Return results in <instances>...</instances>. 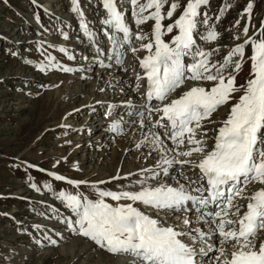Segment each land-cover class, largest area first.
Returning a JSON list of instances; mask_svg holds the SVG:
<instances>
[{
	"label": "rangeland",
	"instance_id": "obj_1",
	"mask_svg": "<svg viewBox=\"0 0 264 264\" xmlns=\"http://www.w3.org/2000/svg\"><path fill=\"white\" fill-rule=\"evenodd\" d=\"M189 2L166 0L162 8V39L166 43L171 45L174 37L179 35L178 28H173L171 33L166 29L181 17ZM114 3L130 29V42L124 34L105 24L109 15L104 0H75V3L73 0H0V264H103L104 259L116 255L71 230L67 221H74L76 217L60 197L69 193L96 201L102 191L119 193L154 186L158 182L169 183L168 179L155 182V179L144 176L115 187L108 183L118 177L117 171L111 169L114 159L118 166L122 164L124 173L134 169L149 173L154 167L161 168L160 164H152L151 157L156 153L142 160L149 144L140 145L143 151L136 158L133 156L139 153V149L132 150V147H139L141 134L149 128L147 125L153 129L148 122L155 124L162 115L155 110L160 103H144L147 86L140 70V61L149 54L142 45L154 40L155 21L148 20L137 26L131 0H114ZM144 3L146 0H138L137 10ZM173 3L178 7L169 19L167 13ZM151 11L154 9L144 15ZM198 12L193 53L197 50L211 53L210 64L220 65L232 49L245 45L239 72L233 70L235 63L241 60L239 56L233 57V63L224 71L225 77L229 74L235 76L238 91L228 103L203 120L202 127L197 130L196 138L205 141V151H211L222 122L244 94L248 80L253 78V47L245 41L264 38V0H207ZM85 23L90 29L91 40L87 39ZM209 31L218 34L215 40L203 38ZM137 35L146 39H136ZM114 42H118L117 49L122 52L115 53ZM126 43L130 44L129 50ZM101 59H108L109 66L101 63ZM184 61L186 66L194 62L192 55L184 57ZM105 79L119 81L117 87L114 85L113 89L106 90ZM216 83L185 80L170 99L192 87L211 89ZM102 86L106 91L98 90ZM111 95L114 101L109 100ZM131 102H135L136 109L141 112L131 115L119 109L121 106L126 108ZM98 105L101 108L94 109ZM113 107L116 114L109 115ZM112 120H118L120 127L126 125L121 136L108 132ZM155 130L153 132L164 138L166 128L156 127ZM164 141L168 148L173 147L171 140ZM190 147L192 145L185 142L179 150ZM166 155L172 158L176 154L168 151ZM177 158L198 161L201 156L194 153L192 157ZM184 167L175 172L186 173L187 176L183 174L185 179L193 182L187 174L192 170L187 164ZM132 173L134 171L129 174ZM198 174L192 189L201 185ZM57 176L64 179L58 180ZM108 176L109 179L102 180ZM103 182H107L110 188L93 187ZM77 183L80 186L75 188ZM169 184H175L174 179ZM263 187L252 183L245 189V195ZM121 201L120 204L127 203ZM105 202L113 206L118 203L110 197H106ZM237 202L242 214L247 200L238 197ZM139 210L150 216L146 210ZM167 214V211L157 213L155 219L171 223V216L169 219ZM193 217L191 221L195 220ZM261 232L256 239L257 247L264 241V232ZM77 241L80 243L72 253L69 248ZM210 245L211 249L209 245L205 249L211 252L220 247V242L214 240ZM226 250L229 252L230 249L226 247ZM213 254L210 262L218 264L217 253ZM135 260L133 264H140L138 259Z\"/></svg>",
	"mask_w": 264,
	"mask_h": 264
},
{
	"label": "snow or ice",
	"instance_id": "obj_2",
	"mask_svg": "<svg viewBox=\"0 0 264 264\" xmlns=\"http://www.w3.org/2000/svg\"><path fill=\"white\" fill-rule=\"evenodd\" d=\"M73 2L75 3V0ZM206 2L207 0H190L181 17L174 25L167 27L169 33L173 28L179 30V35L174 37L170 45L162 39V8L166 0H146V3L139 5L138 10V0H131L137 26L148 20L155 21L154 40L142 45L149 54L140 61V66L147 78L148 101L160 102L155 110L162 115L153 128H166L167 131L163 135L171 140L173 145L168 148L160 133H150L155 150L164 153L159 162L160 166L163 168L164 165L191 164L199 168L201 179L206 181V187L199 185L189 190L177 182L178 187L159 184L155 187L142 186L139 191H102L96 201L69 193L60 197L76 217L74 221H67L75 234L94 241L110 253L131 254L140 264H195L194 249L178 238L183 233L171 227L161 226L156 219L133 206L139 202L156 209H179L189 201L200 213L199 220L215 225L211 234H218L220 239V247L215 249L219 252L216 256L218 264H264V241L259 247L256 245L258 234L264 231V188L251 195H245V189L250 184L264 185V38L245 41V44L250 43L253 47V78L248 80L244 94L231 107L228 118L218 129L213 149L205 151V141L196 138L197 130L202 127L203 120L208 119L218 107L228 103L233 93L238 91L235 76L229 74L225 77L224 71L233 63V57L239 56L241 60L235 63L233 69L239 72L245 47L237 45L220 65L210 64L211 53L202 50L192 52L198 9ZM104 7L109 13L105 24L117 32H122L130 42V29L116 9L114 0H104ZM177 7L176 3L171 4L167 13L169 19ZM151 9L154 11L144 15ZM250 10L251 5L249 12ZM217 36L215 31H209L203 38L212 41ZM136 39L143 40L146 37L137 35ZM118 46V42H114V50ZM189 55H192L194 62L186 66L184 57ZM185 80L217 83L211 89L192 87L179 97L170 99L172 93L181 87ZM166 101L168 102L165 103ZM118 127V124L113 125V128ZM185 142L192 147L180 151ZM168 151L176 155L168 158ZM194 153L201 156L198 161L177 158L192 157ZM164 174H167L166 169ZM159 175L160 173L152 171L150 178L156 179ZM56 179L64 178L57 176ZM193 192L199 195H193ZM106 197L117 201V205L105 202ZM238 197L247 200L243 215L240 214ZM121 200L129 203L120 204ZM210 205H217L219 211H209ZM184 223L188 224L189 221L185 220ZM198 235L203 240L208 234L198 232ZM229 244L233 248L230 253L226 250ZM209 248L211 249L212 245H209Z\"/></svg>",
	"mask_w": 264,
	"mask_h": 264
},
{
	"label": "bare ground",
	"instance_id": "obj_3",
	"mask_svg": "<svg viewBox=\"0 0 264 264\" xmlns=\"http://www.w3.org/2000/svg\"><path fill=\"white\" fill-rule=\"evenodd\" d=\"M127 44V43H126ZM101 63H102V60L100 61ZM105 64V63H104ZM119 81H113V80H111V81H107V79H105V81H104V84H106V90L107 89H110V88H114V85H115V87H117V83H118ZM100 84V83H99ZM104 84H102L103 86H104ZM103 86L102 87H99V89L98 90H103ZM106 90H103V91H106ZM179 91V90H178ZM181 93V92H180ZM122 96V95H121ZM174 96V95H173ZM113 95H111L109 98V100L110 101H114L115 100V98L113 97ZM120 98H123V97H120ZM119 98V99H120ZM153 101H156V100H152L151 102H153ZM101 103V102H100ZM103 103V102H102ZM102 105V104H101ZM101 105H98V106H95L94 107V109H98V108H101ZM111 106V105H110ZM112 107V106H111ZM135 106L134 107H132L129 111L131 112V113H135L136 111H135ZM90 109H91V107H90ZM111 109V108H110ZM119 109H121V111H126V109L127 108H125L124 106H121V107H119ZM143 109V108H142ZM99 110V109H98ZM112 113H116V111H115V109L114 108H112V111H111ZM113 122H112V124H119V121L118 120H112ZM70 123V122H69ZM149 123V122H148ZM120 125V124H119ZM121 126V125H120ZM149 127V128H148ZM147 130L145 131V132H143L142 134H141V136H142V141L140 142V144L138 145L139 147H132L133 149L132 150H138L137 152H139V153H136V154H134V156H133V158H136V157H138V155L143 151L142 150V146H140V145H143V143H145V144H149L148 146L149 147H147L146 149H145V151L148 149V151H147V153H143V154H145L144 156H143V158H142V160H145L146 158H147V156L149 155V154H154V153H156V155H154V156H152L151 157V159H153L152 161V164H160L159 162H160V160H161V157L164 155V153H160V152H158V151H156L155 150V145H154V143H153V140H152V136L150 135V133H153V131H154V129H152L151 128V126L148 124L147 125ZM150 128L152 129V130H150ZM117 130L118 131H112L111 130V132L113 133V135H115V134H118V132H119V127L117 128ZM110 132V131H109ZM142 132V131H141ZM132 135V134H131ZM129 139H130V137H129ZM171 144V143H170ZM135 146H137V145H135ZM129 148V147H128ZM130 152H132V151H130ZM171 152V151H170ZM141 156V155H140ZM156 156H158V158H156ZM170 156V155H169ZM172 157V156H171ZM174 157V156H173ZM115 160L116 159H114V161L113 162H111V169H112V171L113 172H115V171H117V176L118 177H114V179H116V181H113L112 179H110V180H112L111 182H108V183H111V185L112 186H117V185H122V184H129V181H132L133 179H135L137 176H145V178L146 177H150L151 176V172L152 171H155V172H158V173H160V175L156 178V179H158V178H162L163 177V181H165V179H168L169 180V183H170V181H173V179H174V183L175 184H173V185H171V184H169V183H167V182H164V184H166V185H170V186H173V187H178L179 185H178V183L177 182H179V184H185V182H183V181H185V176H187V175H185L186 173H181V172H175V170L177 171L179 168H181V167H184L185 165H181V164H173L172 166H167V165H165V166H163V168H165L166 169V171H167V174L165 175L164 174V171L163 172H161L160 170H164L162 167L161 168H152V169H150V171L151 172H137V171H135V169L134 170H131L132 172L134 171V173H132V174H129L130 172H123L124 170H123V166H122V164L120 163L119 164V166H118V163H116L115 162ZM180 160H182V159H180ZM151 165V164H150ZM150 165H148V166H150ZM188 165V164H187ZM121 166H122V168H121ZM118 168V169H117ZM185 168V167H184ZM186 169H187V167H186ZM188 169H193V167H189V165H188ZM123 170V171H122ZM119 171V172H118ZM183 174L185 175V176H183ZM187 174H189V173H187ZM136 175V176H135ZM120 176V177H119ZM170 177H172V180L170 179ZM110 177L108 176V177H104V178H102V180H105V179H109ZM167 180V181H168ZM107 181V180H106ZM155 181V180H154ZM157 181V180H156ZM102 183V182H101ZM107 182L105 183H103V186L104 187H108V184ZM155 184V183H154ZM159 184H161V182H158L156 185H154L153 187H155V186H158ZM185 186L186 187H188L186 184H185ZM110 187V186H109ZM141 188V187H140ZM140 188L139 189H137V190H134V189H132V190H128V191H139L140 190ZM124 191V190H123ZM122 201H124V200H122ZM121 201V202H122ZM127 203H129V201H127ZM135 205H137V206H139V207H141L142 206V204L141 203H139V202H137ZM144 206V205H143ZM187 207H188V209H187ZM159 210V209H156V208H152L150 211H152V217H153V215H155L156 214V212ZM245 210V209H244ZM167 211L169 212V215H170V213L171 212H173V213H171V214H173L174 216H176L175 218H171V223H169V221L167 222H165V223H162V224H160L161 226H163V227H171V228H173V229H175L176 231H178V232H181V233H183V235H181L180 237H178L182 242H183V240L184 239H187V241H190V243H192L193 245H192V249H194V251H195V256H196V258H198V262H197V264H201V263H203V260L204 261H207V259H210V257H212L211 255L213 254V253H217V256L219 255V252L218 251H216L215 249H218L219 247H216V248H214V251H208L207 249H205L206 248V245L208 246V245H210L214 240L215 241H217V242H220V239H219V237H218V234L217 235H212L211 234V231H209V230H212L214 227H213V224L212 225H209L208 223H205L204 221H201V220H197V218L200 216V215H196V213H195V211L193 210V205H192V203H189L187 206H186V208H184L183 206L181 207V208H179V209H177V208H169V209H167ZM184 213H186V214H184ZM192 214H195V220L194 221H191V215ZM184 215V216H183ZM188 215H190L189 217H187ZM174 216H172V217H174ZM192 218H194L193 216H192ZM153 219H155V216L153 217ZM172 219H173V221H172ZM169 220V219H168ZM185 220H188L189 221V224H185L184 223V221ZM162 221V220H161ZM203 224L202 225V227L204 226V228H197V227H199V224ZM172 224H174L173 226H171ZM175 226V227H174ZM197 228V230H196V232L194 231L195 229ZM207 229V230H206ZM203 230V231H202ZM186 231V234H184V232ZM198 232H203V233H206V234H208V235H206L205 237H204V239L202 240V239H200L199 238V235H198ZM264 232V231H263ZM262 233V232H261ZM209 235L211 236V238H209ZM218 237V238H217ZM184 238V239H183ZM216 238V239H215ZM213 240V241H212ZM263 240V239H262ZM211 242V243H210ZM77 243V244H76ZM79 241H77V242H75L74 244H73V246L72 247H70L69 248V250H71L72 251V253L73 252H75L74 250H76V247H77V245H79ZM184 243V242H183ZM204 244H206V245H204ZM203 245V246H202ZM217 245V244H216ZM201 246H202V248H201ZM214 246H215V244H214ZM258 246V245H257ZM226 247H228L230 250H229V253L231 252V251H233V248H232V246L231 245H227ZM195 248H198V249H195ZM79 251V253H81V251H82V249H80V250H78ZM70 253V252H69ZM196 253H198L197 255H196ZM76 254V253H75ZM78 254V253H77ZM71 255V254H70ZM74 255V254H73ZM130 256V258L131 257H135V256H133V255H131V254H125V253H121V254H116V256H118V257H113V256H109V257H107L106 259H104V261H102L103 262V264H123V262H126L125 261V259H124V261L122 260V258H119V257H122V256H124V257H128L129 258V256ZM216 256V255H215ZM129 258V259H130ZM103 259V258H102ZM129 259H128V262H130L129 261ZM216 259V258H215ZM217 262V261H216ZM130 263H132V262H130ZM133 264V263H132Z\"/></svg>",
	"mask_w": 264,
	"mask_h": 264
}]
</instances>
